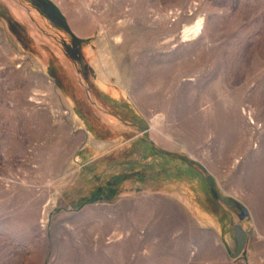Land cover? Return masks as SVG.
Returning <instances> with one entry per match:
<instances>
[{"label":"rangeland","instance_id":"obj_1","mask_svg":"<svg viewBox=\"0 0 264 264\" xmlns=\"http://www.w3.org/2000/svg\"><path fill=\"white\" fill-rule=\"evenodd\" d=\"M0 264H264V0H0Z\"/></svg>","mask_w":264,"mask_h":264},{"label":"water","instance_id":"obj_2","mask_svg":"<svg viewBox=\"0 0 264 264\" xmlns=\"http://www.w3.org/2000/svg\"><path fill=\"white\" fill-rule=\"evenodd\" d=\"M240 210L244 215H248V211L243 207L239 206ZM242 218V217H241ZM234 232L236 234V252L232 253L233 259H239L243 255V253L246 251V246L248 243V234L245 232L244 228L240 226H235Z\"/></svg>","mask_w":264,"mask_h":264},{"label":"bare ground","instance_id":"obj_3","mask_svg":"<svg viewBox=\"0 0 264 264\" xmlns=\"http://www.w3.org/2000/svg\"><path fill=\"white\" fill-rule=\"evenodd\" d=\"M98 68H99V67L97 66V69H98ZM98 74H99V75H98L99 77L102 76V75H101V70H99V69H98ZM104 79L107 80L106 77H104ZM157 122H159V121L157 120ZM157 122H156V123H157Z\"/></svg>","mask_w":264,"mask_h":264},{"label":"crops","instance_id":"obj_4","mask_svg":"<svg viewBox=\"0 0 264 264\" xmlns=\"http://www.w3.org/2000/svg\"><path fill=\"white\" fill-rule=\"evenodd\" d=\"M203 216H206V214H204Z\"/></svg>","mask_w":264,"mask_h":264}]
</instances>
